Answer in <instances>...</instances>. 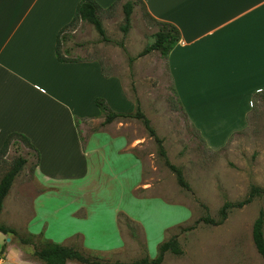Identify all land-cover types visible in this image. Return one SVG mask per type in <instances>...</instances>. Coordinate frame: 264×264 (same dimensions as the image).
Returning a JSON list of instances; mask_svg holds the SVG:
<instances>
[{"label":"rangeland","instance_id":"1","mask_svg":"<svg viewBox=\"0 0 264 264\" xmlns=\"http://www.w3.org/2000/svg\"><path fill=\"white\" fill-rule=\"evenodd\" d=\"M101 18L110 42H103L92 25L78 23L68 31L69 57L99 62L105 78L117 76L128 97L139 99L142 111L163 139L170 162L182 169L190 190L178 185L141 121L118 119L113 126H102L97 120L83 122L77 113L85 112L74 104V129L68 132L73 150L56 171L72 174L70 167L79 168L77 140L84 143L85 150L90 140L107 139L112 146L106 150L104 160L96 154L86 158L89 167L86 177L48 191L49 187L35 174L34 152L28 156L30 149L26 143H13L7 154L0 156V180L18 157L29 158V162L16 177L0 218L1 224L18 233L6 235L9 244L23 250L27 260L37 261L33 246L22 244L19 238L33 235L37 241L42 232L45 239H58L61 244L86 254H95L110 262L130 263L146 256L155 258L162 242L177 237L184 254L167 253L162 264H264L252 239L254 222L260 210H264V195L243 208L231 210L219 226L203 220L207 217L218 220L226 202L243 201L252 187L264 188V101L256 103L249 126L242 131L219 128L216 119H211L212 122L202 119L205 128L199 130L208 140L203 138L175 96L164 57L154 51L137 58L154 42L158 31L143 5L136 6L127 34L121 30L124 25L121 4L103 12ZM129 57L135 58L132 66ZM89 72L85 74L92 75L93 71ZM105 81L115 88L121 104L115 97L109 99L98 92L90 99L92 113V97L96 94L94 104L101 98L114 112H135L136 106L125 109L119 84ZM97 111L103 116L98 107ZM211 124L215 127L210 128ZM115 151L117 155L113 156ZM69 208H73L74 221L88 225L83 229L89 233L84 230L83 235L57 238L61 227L58 224L61 220L57 219L64 215L50 214V211ZM89 211L99 222L96 226L90 220Z\"/></svg>","mask_w":264,"mask_h":264},{"label":"crops","instance_id":"2","mask_svg":"<svg viewBox=\"0 0 264 264\" xmlns=\"http://www.w3.org/2000/svg\"><path fill=\"white\" fill-rule=\"evenodd\" d=\"M80 1L0 0V150L10 134L26 136L34 147H28V156L34 152L35 174L49 187L48 191L86 177L89 174L86 158L96 154L104 160L106 150L112 146L107 139L90 140L85 150L84 143L77 140L79 168L70 167L72 174L56 171L73 150L68 132L74 129V104L85 112L77 113L83 122L103 123L104 117L93 102L97 94L92 97L93 113L90 99L99 92L109 99L120 100L115 88L105 81L113 80L123 92L125 109L136 106L117 76L104 77L99 62L58 60V33L72 21ZM95 1L107 9L118 0ZM142 1L153 22L169 23L180 32V40L164 60L175 96L187 117L193 119H189L191 125L204 129L202 119H216L219 128L247 129L255 108L254 99L264 92V0ZM89 70L92 75L85 74ZM260 100L263 99L257 102ZM213 127L211 124L210 128ZM73 212V208L50 211L64 215L57 219L61 220L57 238L84 234L83 226L88 225L75 222ZM90 214L96 226L99 222L93 212ZM75 224L80 226L71 227ZM85 233L89 231L86 229ZM53 242L61 244L58 239ZM0 253V264H42L27 260L24 251L10 245L1 232Z\"/></svg>","mask_w":264,"mask_h":264},{"label":"trees","instance_id":"3","mask_svg":"<svg viewBox=\"0 0 264 264\" xmlns=\"http://www.w3.org/2000/svg\"><path fill=\"white\" fill-rule=\"evenodd\" d=\"M118 4L122 5L124 12V25L121 26V30L124 34H127L131 26V18L134 10L138 4L143 5L142 0H118L112 4L109 8L103 9L95 0H81L76 7L75 15L72 21L63 27L57 36L56 43V54L60 62H81V58L72 59L70 58V50L66 48V44L69 39V29L76 26L78 23H88L94 27L98 35L101 37L103 42H110L107 37L101 15L105 11L113 10ZM148 15V14H147ZM149 16V15H148ZM158 31L155 33L154 42L147 46L141 53L138 54L137 58L146 56L154 51L160 53L164 58L168 56L170 51L180 40L179 30L169 23L156 22ZM124 47L123 43L120 44ZM135 58L129 57V64L132 66ZM261 98L264 100V92L259 93L254 99V105L257 100ZM136 103V110L133 113H118L111 110L105 100L97 98L95 105L102 111L104 121L102 126H107L118 119H136L142 122L144 128L147 130L149 136L154 139L157 145V151L160 158L163 159L166 167L174 173L177 183L180 187L186 190H190V186L186 181L183 171L181 168L172 164L167 156L166 149L164 147L163 139L160 138L152 126L151 121L141 109L139 99H134ZM16 141L24 142L26 145L34 149L33 145L30 144L29 139L19 133L10 134L5 140L1 150L0 156H4L8 153L11 145ZM37 152V150L35 149ZM39 160V154L37 152V161ZM28 163V159L25 157H18L13 162L9 171H7L0 180V216L4 209V202L10 192V189L15 182L16 177ZM37 164H35L36 167ZM264 195V188L252 187L249 195L240 202L231 203L226 202L219 211V219L214 220L209 217L204 218V222L219 226L228 218L229 212L233 209L243 208L250 204L254 198L261 197ZM0 232L4 235H15L18 233L14 228L8 227L0 223ZM252 239L258 254L264 260V210L261 209L259 215L254 222L252 230ZM20 242L25 245L33 246V257L41 262L42 264H68L70 262L77 264H162L167 253H171L176 256H182L184 251L177 239V237H171L170 239L162 242L158 247V254L155 258L150 259L148 256L139 260L123 263L120 261L110 262L101 258L95 254H86L85 252L71 246H65L59 243H55L48 239H45L43 235H39L38 240H35V236L30 235L26 238H19Z\"/></svg>","mask_w":264,"mask_h":264},{"label":"built area","instance_id":"4","mask_svg":"<svg viewBox=\"0 0 264 264\" xmlns=\"http://www.w3.org/2000/svg\"><path fill=\"white\" fill-rule=\"evenodd\" d=\"M0 261H2V256H1V253H0Z\"/></svg>","mask_w":264,"mask_h":264}]
</instances>
